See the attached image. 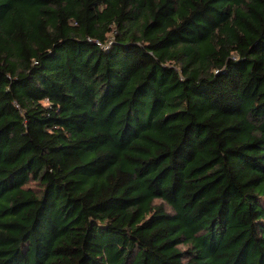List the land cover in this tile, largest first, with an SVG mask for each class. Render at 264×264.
<instances>
[{"label":"trees","instance_id":"trees-1","mask_svg":"<svg viewBox=\"0 0 264 264\" xmlns=\"http://www.w3.org/2000/svg\"><path fill=\"white\" fill-rule=\"evenodd\" d=\"M0 264H264V0H0Z\"/></svg>","mask_w":264,"mask_h":264},{"label":"rangeland","instance_id":"rangeland-1","mask_svg":"<svg viewBox=\"0 0 264 264\" xmlns=\"http://www.w3.org/2000/svg\"><path fill=\"white\" fill-rule=\"evenodd\" d=\"M159 202L158 200L156 201V203Z\"/></svg>","mask_w":264,"mask_h":264}]
</instances>
